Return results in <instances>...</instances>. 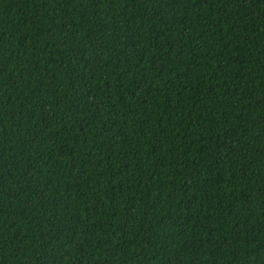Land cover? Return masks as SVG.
I'll return each mask as SVG.
<instances>
[{
    "label": "trees",
    "instance_id": "trees-1",
    "mask_svg": "<svg viewBox=\"0 0 264 264\" xmlns=\"http://www.w3.org/2000/svg\"><path fill=\"white\" fill-rule=\"evenodd\" d=\"M0 264H264V0H0Z\"/></svg>",
    "mask_w": 264,
    "mask_h": 264
}]
</instances>
